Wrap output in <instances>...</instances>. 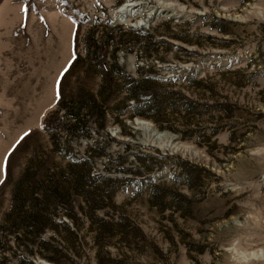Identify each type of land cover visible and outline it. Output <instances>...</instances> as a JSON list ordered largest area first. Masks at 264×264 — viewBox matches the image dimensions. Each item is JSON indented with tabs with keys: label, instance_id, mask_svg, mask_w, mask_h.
I'll return each instance as SVG.
<instances>
[{
	"label": "rangeland",
	"instance_id": "obj_1",
	"mask_svg": "<svg viewBox=\"0 0 264 264\" xmlns=\"http://www.w3.org/2000/svg\"><path fill=\"white\" fill-rule=\"evenodd\" d=\"M0 264H264V0H0Z\"/></svg>",
	"mask_w": 264,
	"mask_h": 264
},
{
	"label": "bare ground",
	"instance_id": "obj_2",
	"mask_svg": "<svg viewBox=\"0 0 264 264\" xmlns=\"http://www.w3.org/2000/svg\"><path fill=\"white\" fill-rule=\"evenodd\" d=\"M134 6L132 5L131 2H126L123 5H121L119 8L116 9L115 14H117L118 16H123L124 13H126L128 11V9ZM149 21L146 22V24H148ZM138 124L137 126L139 127V129H141L143 132L147 133V135L153 139V140H160L162 138H164L166 136V134L163 133H158L156 132L150 125V123L148 122H144V121H140L137 120Z\"/></svg>",
	"mask_w": 264,
	"mask_h": 264
},
{
	"label": "trees",
	"instance_id": "obj_3",
	"mask_svg": "<svg viewBox=\"0 0 264 264\" xmlns=\"http://www.w3.org/2000/svg\"><path fill=\"white\" fill-rule=\"evenodd\" d=\"M106 24L109 25V21H108V20H107V23H106ZM116 29H119V27H116L115 30H116ZM111 30H112V29H111ZM93 39H94L93 37H90V36H89V38L87 37V38H86V43H85V44H87V42L90 41V40L93 41ZM104 83H105V80H104ZM104 85H105V84H104ZM86 99L90 101V100H91V97H86ZM47 124H48V119H45V120L43 121V128H44V129H48V125H47Z\"/></svg>",
	"mask_w": 264,
	"mask_h": 264
},
{
	"label": "snow or ice",
	"instance_id": "obj_4",
	"mask_svg": "<svg viewBox=\"0 0 264 264\" xmlns=\"http://www.w3.org/2000/svg\"><path fill=\"white\" fill-rule=\"evenodd\" d=\"M69 63H71V62H69ZM68 69L67 68H65V72L67 71ZM61 75H63V73H61ZM25 135H27V133H25ZM21 139H23V137H21ZM17 143H19V141L17 142ZM7 159H8V157L7 156H5V163L7 162Z\"/></svg>",
	"mask_w": 264,
	"mask_h": 264
}]
</instances>
